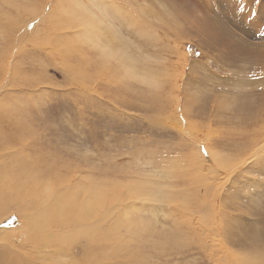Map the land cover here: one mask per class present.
<instances>
[{
    "label": "rangeland",
    "instance_id": "obj_1",
    "mask_svg": "<svg viewBox=\"0 0 264 264\" xmlns=\"http://www.w3.org/2000/svg\"><path fill=\"white\" fill-rule=\"evenodd\" d=\"M26 1L29 2L0 0V4L7 7L5 2L15 6ZM58 1L48 0V8L44 6L46 0L29 2L32 5L27 8L32 12L36 13L41 6L43 9V15L37 12L33 21L39 33L35 36L34 28H29L32 34L22 43L23 47L19 44L21 53L14 58H21L16 68L22 70L29 83L33 82V88L20 85L0 95V98L9 95V106L14 102L3 109V116L8 117L3 125L7 123L8 127L9 119L15 115L16 119L11 120H16L19 150L28 149L31 156L34 153L35 158L45 162L43 164H69V175L74 176L76 182L82 178L85 182L91 180L90 183L100 187L103 194L119 195L122 201L114 203L111 214L119 222L117 228L120 229L116 231L121 238L129 240L131 237L124 219L133 224H150L147 225L149 231L153 229L152 233L148 232L151 238L146 235L129 240V254L121 261L110 258L103 263L101 258L100 264H250L262 258L264 0L260 3L242 0L245 5L242 12L237 11V0H105L103 9L93 4L94 0ZM253 11L255 16L250 15ZM25 16L23 20L29 18ZM116 19L125 26L147 32L152 47L146 50L139 44L122 40L114 25ZM73 20V23L82 21L77 25L81 27L67 26ZM56 23L67 27L64 31L62 28L53 31L51 28ZM91 24L108 26L110 31L115 29L116 59L106 61L101 51L74 34L76 30L85 31L87 26L93 28ZM67 34L72 35L75 42L67 38ZM35 37L39 40L40 37L61 38L63 48L68 51L66 58L59 59L57 52L45 47L44 43L37 46ZM125 52L132 53H128L131 60ZM122 60H138L134 63L139 66L141 77H132L123 71ZM69 90H74L93 107L110 114L118 113L121 122L133 129L143 130L159 122L170 135L155 146L117 144L110 140L106 131L109 125L99 124L74 137L56 136L48 132L41 106H47L45 98ZM55 99L58 101L55 111L65 112L69 106L66 98L58 96ZM7 108L8 111L13 109L12 112ZM149 184L164 188L176 200L172 199L174 202L169 206L165 204L168 199L165 203L150 202L145 195ZM128 187L140 189L136 196L125 197ZM183 198L187 204L183 202L185 206L181 209L177 203ZM197 203L202 207L196 211ZM205 209L209 212L207 222L201 217ZM15 218L14 230L22 231L21 223L25 220L18 212ZM171 233L175 236L171 237ZM18 236L13 244L19 252L29 250V245L37 247L36 241L43 244L37 248L40 254H56L51 240H46L45 248L46 242L35 235V241H27V235L22 236L23 239ZM167 237L173 240L165 241ZM118 245L121 246L120 241ZM80 255L81 250H78L76 256Z\"/></svg>",
    "mask_w": 264,
    "mask_h": 264
},
{
    "label": "bare ground",
    "instance_id": "obj_2",
    "mask_svg": "<svg viewBox=\"0 0 264 264\" xmlns=\"http://www.w3.org/2000/svg\"><path fill=\"white\" fill-rule=\"evenodd\" d=\"M28 1L29 2L38 1V3H42V0H28ZM47 1L48 0H46V4H44L45 7L47 6ZM29 2L26 1V3L25 2L23 3V5H15V6H13V4H8L7 2H5L7 7L13 8V10H8L7 7L4 6V4L2 3L0 4L2 7V9H0L1 11L0 12V53H1L0 55V80H1L0 81V95L1 96L3 92L5 93V91L8 88L16 87L17 89V88H20V85L21 86L26 85L25 86L26 89L28 87L33 88V84H32L33 82L29 83L30 80L29 81L27 80L26 78L27 76L23 77L24 74L22 75V70L21 69L17 70L16 68L18 64L20 63L21 58L20 57L14 58V56H17V54L20 55L21 52L19 49L23 47L22 43L24 44L25 40L28 39V37H30V35L32 34V31L29 32V28H34L35 36L36 35L38 36V33H39L38 26L33 25V21L36 18L37 12L43 15V9L41 6L38 9V11L36 10L37 12L34 13L27 8L31 4ZM58 2L60 3V0ZM38 7H34V8L36 9ZM25 15L29 16V18L23 20L24 19L23 16ZM73 22L75 21L73 20L67 26H70L72 28L81 27L77 25L78 24L80 25L82 21L81 22L79 21L78 23H73ZM61 23L64 24V21H61ZM99 24L102 25L101 22H99ZM67 26L62 28V26L59 23H56V26L53 25L51 29L53 31H59V29L62 28L61 31H64ZM91 26H93V28L90 26H87L85 31L78 30L79 31L78 32L76 30L74 34L75 33L79 34L81 41L83 40L84 42H86V44L89 43L92 46H94L97 50L101 51L102 56L106 58V61L107 60L109 61L111 58L116 59L118 54H117V49L115 46L116 45L115 36H114V34H116L114 32L115 29L112 28L114 29V31L112 30L110 31L107 28L108 26L107 27L97 26L95 24H91ZM67 35L69 36H66V37L67 38L69 37V39L72 40L71 38L72 35L71 37H70V34H67ZM44 37H40V40L38 39V37L34 38L37 40V43H36L37 46H38V43L40 44L44 43L45 47L53 48L52 51L57 52L59 59L64 58V57L66 58L67 55L65 52H68V51L67 50L65 51V48H63V43H62L63 41L61 38L59 39V37H57L58 40L57 39L54 40L53 37H47V38H44ZM43 39H45V42L42 41ZM72 41L75 42L74 40ZM19 44L21 45V47ZM60 45H61V48L63 49H60L59 47ZM128 53L129 52L127 53L125 52V55H127L129 59L131 60L132 58L131 56L128 55ZM136 61L134 60V62L137 64ZM134 62L122 60L120 64L121 69L125 71L126 73H128L129 75H131L132 77H136V76L141 77V73L138 71V68H137L139 66H136ZM71 69L74 70V68H71ZM28 72L29 71H27V74ZM28 78L31 79L30 77ZM11 94H14V93H11ZM8 96L0 98V249H3V252H4L3 259L4 260L7 261L11 259H23L25 264H80L81 262L82 264H100L101 258L104 261V262L102 261L103 263L108 261L110 258H114L116 260L121 261L124 255L127 256L129 254L128 251L130 247L129 248L127 247L130 242L129 240H135L136 238H144V236L146 235L150 237L151 234H148V232L152 233L153 231V229L151 231L148 230L149 229L148 225L150 224L147 223L148 224L147 225L146 223H143V222L133 224L129 219H124L123 221V223H126L127 224L126 226L130 228V231L128 233L131 232L130 233L131 237L129 238V240H125L121 238L119 234L117 235L116 229L118 230L120 229V228H117V223L119 222H117L116 219L112 218L113 216L111 213L114 207L113 206L114 203L120 202L121 200L119 199L120 198L119 195L117 196L118 197L117 198L115 197V193L107 192L103 194L100 191V187L95 186L92 183H90L91 180L90 181L87 180L89 182L87 181L85 182L84 178H82V180L76 182L75 179L73 180L72 178L74 176L70 177L69 175V172H68L69 164L67 165V164H64L63 162H62L63 165L62 164H49V163L43 164L45 162H43L42 159L39 160L38 158H35L36 156L35 155L33 156L34 153H32V156H31V154L27 151L28 149L25 150L21 148L19 150L16 147L18 146L16 141L19 139V137L18 139H16L17 132L15 129V124H14L16 120L14 122H12L11 120L14 118L16 119L15 115L11 113L14 116L10 115L12 117L11 118L9 117L10 119H9L8 127L6 126L7 123L6 124L4 123L5 125H3V121L6 122V120H8L7 114H6L7 119H5V117L3 116L5 115V112L3 109H6V105L8 106L10 105ZM14 97H15V94H14ZM19 99L17 98V100ZM11 104L14 105V102H12ZM14 107L15 106H13V108ZM8 109L9 108H7V111ZM25 136H27L26 133H25ZM25 136H24V139L26 140ZM26 143H27V140H26ZM79 169H77V171ZM61 171H65L66 173L68 172V174L62 173ZM194 181H195V178H194ZM111 187L112 186H109V188ZM114 187L116 188L115 184H114ZM137 189H140V188L138 187ZM137 189L134 187H131V188L128 187L129 191L125 197L136 196ZM163 189L164 188L158 189V186H153L149 184L146 194L145 193L143 194L147 195L149 198L148 200L152 203H159V202L165 203L166 202L165 200L168 199L169 201L167 200V203L165 204L169 206L171 205L172 199L174 201L176 199L172 198L170 194L168 195L167 190L165 191ZM131 191H135V193L131 194L130 193ZM185 198H183V201H180L177 203V206L180 205L181 209H182V206H185V203L183 202H186L187 204V201L185 200ZM174 201H172V203ZM201 207H202V204L197 203L195 204L194 209L197 211L201 209ZM156 209H155V212H156ZM203 211L204 212L202 213L201 217L203 218L205 222H207L206 215H208L209 212L207 209ZM15 212H18L25 220V222L22 220V223H21L22 231L17 232V230L16 231L14 230V227L17 223L16 218H15ZM169 212L171 213V211ZM92 215H95L93 219H91ZM126 215L128 216V213ZM140 220L143 221L142 219ZM87 221L89 222V224ZM196 221H199V220L197 219ZM189 223L191 222L189 221ZM104 224H109L112 226L109 228V226L105 225L108 227V228H105ZM52 233H55V235H53ZM172 233H171V237H174L175 235H172ZM18 235H21L20 238H22V236L24 238L25 235H27V237H25L27 241L29 239H33L35 241V237H37L38 240L45 241V242L46 240H51L54 245L53 250L56 251V254L52 256L40 254L39 251H37V248H40V246L43 244H39L36 241L35 243L37 247H33L29 245L28 247L29 250L28 249L27 251L24 250L25 252H23L24 253L23 254L22 252H19L20 250L18 251L16 249V245L13 244L14 238ZM171 237H167L166 239L165 238L164 239L165 241L168 240L170 242V240L172 239ZM215 239L217 240V238ZM112 241L113 242L116 241V242L113 244ZM119 241L121 243V246L118 245ZM221 242L223 241L221 240ZM22 247H23V244H22ZM46 247H47V242L45 244V248ZM78 250H81V255L79 257L76 256V252H78ZM130 250L134 253V250L132 249ZM242 257L241 259H239L241 262H242ZM261 257L262 258H256V260H253V261L250 260L251 261L250 264H264V256H261ZM60 259H68V261L62 262L60 261ZM91 261H94L95 263H92Z\"/></svg>",
    "mask_w": 264,
    "mask_h": 264
},
{
    "label": "snow or ice",
    "instance_id": "obj_3",
    "mask_svg": "<svg viewBox=\"0 0 264 264\" xmlns=\"http://www.w3.org/2000/svg\"><path fill=\"white\" fill-rule=\"evenodd\" d=\"M254 2L260 3L261 0H254ZM104 3L105 0H94V4L101 9H103ZM244 7L242 0H237V11L242 12ZM250 15L255 16L256 13L253 11L250 12ZM114 23L122 40L139 44L146 50L152 47L151 37L147 32L142 33L131 25L125 26L119 19H116ZM58 96L65 97L69 105L63 113L55 111V104L58 102L55 97ZM44 104L47 106H41L43 122L46 123L48 132L56 136L74 137L79 133H87L99 124L109 125L106 131L110 134V140L117 144L123 142L124 144L135 143L142 146H155L165 136L170 135L159 122H153L143 130L133 129L121 122L118 113L110 114L103 109L93 107L74 90L55 93L54 97L45 98ZM261 164H264V159L261 160ZM123 211L127 212L131 209H124ZM3 257V249H0V264H25L23 259L6 261Z\"/></svg>",
    "mask_w": 264,
    "mask_h": 264
}]
</instances>
